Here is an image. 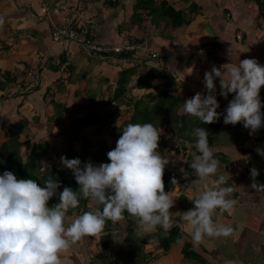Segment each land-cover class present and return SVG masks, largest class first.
<instances>
[{
  "label": "crops",
  "instance_id": "obj_1",
  "mask_svg": "<svg viewBox=\"0 0 264 264\" xmlns=\"http://www.w3.org/2000/svg\"><path fill=\"white\" fill-rule=\"evenodd\" d=\"M112 1L116 3L0 0V17L4 18L0 25V144L5 140L4 131L27 121L23 138L32 145L48 141V156L56 155L58 145L65 144L67 131L75 129L81 144L87 140L92 147L113 149L116 144L109 147L116 142L113 128L120 131L117 127L130 120L140 100L143 103L151 94L167 90L181 99L172 120L165 128L160 126L166 141L162 147L167 149L161 154L173 160L166 169L174 171L177 181L170 189L175 199L170 229L179 228L180 236L165 250L161 242L170 229L165 233L158 227L140 239L135 234L136 221L129 227L127 219L115 224L107 221L99 237H85L61 253V264H115L120 256L121 264H264V194L251 188L250 173L256 168V182L264 184V157L256 151L264 149V128L249 135L238 125L224 123L218 79L217 111L221 115L217 122L222 128L212 134L209 145L220 161V173L227 178L225 186L234 189L231 198L237 204L232 212L216 219L232 226L234 234L194 245L183 220V212L194 207L191 200L208 185L192 183L196 177L190 163L197 150L191 127L201 121L187 115L183 122L182 105L197 92L207 94L204 74L213 66L250 58L264 65V20L258 5L254 0H154L156 5L167 2L190 21L174 27L170 19L136 8V0ZM70 22L87 23L97 43H135L138 50L100 57L76 43L54 41L52 30ZM260 98L264 103V87ZM56 103L65 109L56 108ZM89 117L96 122L80 124ZM121 119L126 121L120 123ZM88 205L93 211L90 201ZM68 216L70 224L75 215ZM104 241L109 244L107 249L102 246Z\"/></svg>",
  "mask_w": 264,
  "mask_h": 264
},
{
  "label": "clouds",
  "instance_id": "obj_2",
  "mask_svg": "<svg viewBox=\"0 0 264 264\" xmlns=\"http://www.w3.org/2000/svg\"><path fill=\"white\" fill-rule=\"evenodd\" d=\"M3 23L4 18L0 17V25ZM228 58L232 61L231 49ZM217 79L221 96L234 95L225 110L224 123L242 124L249 135L264 128L261 111L264 103L260 98L264 65L255 58L239 60L237 64L230 62L220 68L213 66L205 72L203 84L207 94L197 92L185 99L183 113L204 124L217 122L221 115L217 111ZM121 132L115 148L107 153L109 163L82 164L79 158H60L63 167L73 173L79 186L77 191L67 186L58 191L61 182L51 176L42 187L35 180L19 179L10 171L0 175V264H61V253L85 237H99L107 221L113 224L125 221V213L137 223V238L142 239L158 227L167 233L175 215L170 212L175 199L171 191H165L163 180L170 163L169 157L158 151L163 130L152 123H129ZM192 134L197 150L190 163L196 177L192 183L208 187L191 200L194 207L183 212V220L190 228L193 244L201 245L209 239L233 236L234 228L216 218L232 212L237 201L231 198L234 189L225 186L227 178L220 173V161L208 142L209 133L198 127ZM256 151L264 157V149ZM250 173L251 188L264 194V184L256 182L258 170L252 168ZM172 183H177L175 178ZM57 196L58 202L50 207L49 201ZM81 198L90 201L94 210L75 215ZM69 212L75 215L70 224Z\"/></svg>",
  "mask_w": 264,
  "mask_h": 264
},
{
  "label": "trees",
  "instance_id": "obj_3",
  "mask_svg": "<svg viewBox=\"0 0 264 264\" xmlns=\"http://www.w3.org/2000/svg\"><path fill=\"white\" fill-rule=\"evenodd\" d=\"M136 8H142L149 10L150 14L152 15H161L162 17H166L171 20V23L174 27H179L183 24L189 23V19H185L183 17L182 11L175 10L172 6L168 5L167 2L162 1L159 5L155 4L154 0H136ZM256 4L259 7V12L261 18L264 20V0H254ZM116 1L112 0H106V4H115ZM193 9H196V5H192ZM149 100L145 101L143 100V103L140 102L135 106V113L130 118L129 121L125 122V126L129 123H152L157 128H159L160 124H164L165 122H170L169 116L166 114L167 111L171 112V116L173 113H175V109L178 106V103L181 101L178 97H173L169 94L167 90H163L159 95H153L149 96ZM56 108L65 109V107L61 104H55ZM187 115H184L182 118V121H184V118ZM59 115H56V118H58ZM168 118V119H166ZM94 118L91 117L86 118L83 122H80V124H90L94 123ZM27 121L15 123L12 126V129L9 131H4L5 133V140L2 144H0V175H2L5 171L12 172L17 178L19 179H33L37 183L41 184L43 187V183L45 180H47L50 176L53 178H57L61 182V187L58 191H63V188L65 186L72 188L74 191L78 190V185L75 182L73 173L68 170L67 168H64L63 165L60 162V158H55L50 164H42L43 158L46 157L48 154V150L50 147V144L48 141H45L43 143L35 142L33 145L30 144V140L26 139V142L22 141L23 138V130L27 127ZM202 127L205 128L208 134V142L211 144L213 142V133L216 130H219L222 128L220 123L215 122L212 124H204L200 123L199 126H192L191 130ZM74 128H76L74 126ZM75 129L73 132H71L68 136V148L66 151H64V157H67L68 159H74L78 158L75 151V143L79 141V137L75 134ZM26 136V135H25ZM1 137V135H0ZM118 140L120 136H115ZM27 138V137H26ZM26 144V146H31L30 149L25 150L27 153V158L25 161H23L22 157V148ZM166 144V141L163 136L160 137L159 141V148L158 151L162 150V145ZM84 145H86L89 149L83 153L79 157L82 164L88 161L93 162L94 164H100V163H109L110 161L107 158L108 151L112 150L108 148L107 146H95L92 147L89 141H84ZM115 148V147H114ZM24 152V153H25ZM86 153H88L86 155ZM88 156V157H87ZM176 174L173 170L165 169L164 173V183H165V191H170L171 188H173L174 184L172 183L173 178L176 180ZM58 202V196L53 197L52 200L49 201V206H53ZM89 201L81 198L80 200V206L75 210V215L83 214L86 211L90 210V207L88 205ZM70 215H73L72 212H69ZM125 217L128 220V227L135 222V220L128 216L127 213H125ZM179 228L174 227L169 230L168 237L165 238L161 245L166 250L172 242L177 240L180 236ZM129 238V237H128ZM127 238V239H128ZM102 246L104 249H107L109 247V244L107 241L102 242ZM135 254V253H134ZM133 253H131L132 256H134ZM122 256L116 258L115 264H121V258ZM133 259V258H132Z\"/></svg>",
  "mask_w": 264,
  "mask_h": 264
},
{
  "label": "built area",
  "instance_id": "obj_4",
  "mask_svg": "<svg viewBox=\"0 0 264 264\" xmlns=\"http://www.w3.org/2000/svg\"><path fill=\"white\" fill-rule=\"evenodd\" d=\"M51 37L54 41H69L76 43L80 48L91 54L100 57H112L115 55H129L131 53H136L138 50V45L135 43H127L125 45H111V44H101L97 43L93 33L88 32L85 24L75 25L73 23L64 24L56 27L51 32ZM234 99L233 94H229L227 98L223 97L221 101V111L225 115L226 108L229 102ZM243 131L248 132L242 124H237ZM261 164L264 168V158H261Z\"/></svg>",
  "mask_w": 264,
  "mask_h": 264
},
{
  "label": "rangeland",
  "instance_id": "obj_5",
  "mask_svg": "<svg viewBox=\"0 0 264 264\" xmlns=\"http://www.w3.org/2000/svg\"><path fill=\"white\" fill-rule=\"evenodd\" d=\"M83 1H85V0H83ZM150 98H149V96H148V98H145V100L146 101H148ZM139 102H141V100L139 101ZM176 110V109H175ZM178 113V112H177ZM168 116H169V119L170 120H172V117L174 116V114H176V112L175 113H173V115L171 116V112H168L167 111V113H166ZM166 119H168V118H166ZM122 120V122H120V123H123V122H125L126 120H124V119H121ZM119 123V124H120ZM166 124H168V122L166 123H164V124H160L159 125V128H160V126L161 127H163V128H165L164 127V125H166ZM116 125V124H115ZM123 127H125V123L123 124V125H120L119 127H117V131H118V129H120V131H118V132H116V129L114 130V128H113V135H116L117 136V134H118V136L119 135H121L122 134V132H121V130L123 129ZM68 132L69 133H71L70 131H67V134H65V137L63 138L64 140L63 141H65V144H62L63 146L61 147V145H58V149L60 148V150L61 149H63L64 151L66 150V146H67V148H68V145H67V143L68 142H66L67 140H68ZM112 132L110 131V132H108V134H112ZM103 135H104V133H102ZM4 139H5V137H3ZM116 141H117V139L116 138H114ZM22 141L23 142H26V138H22ZM30 144H31V141H30ZM116 144V142L114 141V142H112L111 143V145L109 146V147H111V146H114ZM66 145V146H65ZM75 151L77 152L76 153V155L78 156V158L83 154V153H85V151H87L89 148L86 146V145H84V142L81 144L80 143V141H78L77 143H75ZM1 146V145H0ZM30 147L31 146H26V144H24V146H23V148H22V157H23V161H25L26 160V158H27V153L25 152V150H27V152H28V150L30 149ZM58 149H57V151H58ZM59 150V151H60ZM163 150L164 151H166L167 149L165 148V147H162V150H161V152L160 153H162L163 152ZM49 151V150H48ZM57 151H54V152H57ZM58 151V152H59ZM64 151H62V152H57V154L55 155V153H51V155L52 156H48V154H46L47 156L46 157H44L43 158V161H42V164H50L52 161H53V159H55V158H61L62 156H64ZM25 152V153H24ZM50 152V151H49ZM88 153H86V155H87ZM88 157V156H87ZM170 161H173L171 158H170ZM173 165H174V162H173ZM172 165V166H173ZM72 248V246L69 248V249H71Z\"/></svg>",
  "mask_w": 264,
  "mask_h": 264
}]
</instances>
